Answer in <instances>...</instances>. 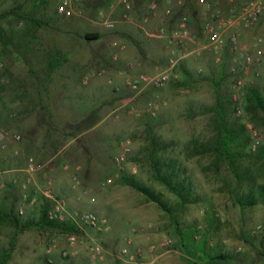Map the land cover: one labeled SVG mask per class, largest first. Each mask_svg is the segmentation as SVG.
Masks as SVG:
<instances>
[{
  "label": "rangeland",
  "instance_id": "374dc122",
  "mask_svg": "<svg viewBox=\"0 0 264 264\" xmlns=\"http://www.w3.org/2000/svg\"><path fill=\"white\" fill-rule=\"evenodd\" d=\"M61 1L0 5V256L16 232L11 216L21 227L38 223L44 205L51 210L64 200L69 213H94L107 220L106 227L78 224L71 234L29 228L19 234L8 264H127L121 255L126 238L136 264H264V202L257 192L264 186V161L256 158L264 148V110H247L250 89L264 97V46L254 48L264 15L242 32L238 51L227 32L222 49L189 56L164 88L137 95L126 78L154 75L169 60L165 41L153 35L162 22L150 26V15L142 24L148 0H130L129 13L120 0H76L72 17L58 14ZM185 1L187 9L173 11L176 17H189L200 0ZM209 3L226 15L241 6ZM101 14L115 28L104 26ZM204 25L190 27L189 50L207 44ZM95 33L99 39L85 38ZM118 40L123 50L114 48ZM244 54L253 57L251 64ZM238 80L245 84L241 89ZM157 99L162 107L153 116L147 107ZM221 123L229 130L245 127L242 165L255 178L254 205L247 203L250 183L239 184L227 161L208 149ZM126 148L127 159L118 165L115 158ZM31 158L40 165L33 172ZM156 163L175 166L190 183V203L180 207L178 197L155 179ZM108 179L114 183L104 187ZM131 181L162 194L167 210ZM166 239L172 244L162 247ZM95 244L105 251L102 261L91 257Z\"/></svg>",
  "mask_w": 264,
  "mask_h": 264
},
{
  "label": "built area",
  "instance_id": "2783aa9c",
  "mask_svg": "<svg viewBox=\"0 0 264 264\" xmlns=\"http://www.w3.org/2000/svg\"><path fill=\"white\" fill-rule=\"evenodd\" d=\"M76 0H62L57 8L59 15L64 17H72L76 11L74 2ZM160 1L162 0H148L147 13L142 16V24H147L150 19V15L154 16L158 13L160 8ZM172 2L173 0H165ZM241 1V6L236 9H232L229 14H225L221 9H212V5L209 0H200L201 4L205 5L208 9L206 16L204 18L205 25L203 32L207 37V44L200 46L196 49L189 50L188 45L192 41V33L190 29V19L186 15L176 17L171 8L165 10L164 19L162 21V26L158 28L153 34L159 39H163L166 44V49L169 54V60L167 66L154 75L140 74L135 77L126 78V85L134 91L137 95H140L144 91L150 88H164L168 85L174 78L177 77L176 71L179 63L188 58L191 55H200L203 50H220L225 46L224 35L227 32L231 33L230 41L233 46L234 51H238L240 48L239 39L243 31H248L253 29L259 23L261 17L264 15V0H229L230 3H236ZM2 0H0L1 5ZM120 4L124 10L129 13L133 9V5L130 0H120ZM103 25L109 29L115 28V21L111 20L109 17H104L101 14ZM127 18V15H125ZM168 19L170 24L167 26L164 24L165 20ZM114 48L123 50L125 45L121 40L113 43ZM264 46V31L261 35L256 37L254 48ZM246 62L251 64L253 62V57L248 54H244ZM245 86L242 80L236 81V87L241 89ZM162 107V102L160 100L151 101L148 104L147 110L153 116H155ZM237 114H242L243 107L241 104L237 105ZM5 137V133L0 131V139ZM258 135L255 132L253 134V140H257ZM12 140L19 142L21 141L20 135H13ZM6 148L5 144L1 145V149ZM129 150L124 149L116 158L115 161L118 165L124 163L127 159ZM40 168L34 159L29 160L28 170L33 172ZM114 183L113 179H108L104 183V187L111 186ZM23 214V211H20ZM49 219L56 220L60 222L73 221L77 225L85 224L93 228H104L107 225V220L99 217L94 213H69L67 210V205L64 200H56L53 209L49 211ZM261 226L258 227V230ZM135 230H133L134 232ZM71 242L76 241L75 236H71ZM131 239H125V246L121 249V255L127 258V264H136V257L129 253L131 246ZM172 241L166 239L161 246L169 247ZM155 249V246L152 247ZM91 257L94 261H102L105 257V251L102 246L95 244L91 248Z\"/></svg>",
  "mask_w": 264,
  "mask_h": 264
},
{
  "label": "trees",
  "instance_id": "16d2710c",
  "mask_svg": "<svg viewBox=\"0 0 264 264\" xmlns=\"http://www.w3.org/2000/svg\"><path fill=\"white\" fill-rule=\"evenodd\" d=\"M85 38L87 40H97L100 38V35L95 34H86ZM264 110V97L259 93L255 88H252L248 92V111L257 112L258 110ZM221 116L224 117V113H221ZM245 132V127H241L239 131L229 130L227 124L221 123V134H218L214 140L213 145L208 147L209 150L217 152L218 157H223L237 179L238 183H250V194L247 196V203L250 205L256 204V199H253L251 193L256 190L255 178L251 175L250 167H245L242 165V160L245 158L246 154L244 150L247 147V141L244 139L243 135ZM258 161H264V148L260 149L256 156ZM154 166L155 170V179L161 182L168 190L178 197V204L180 207H184L186 204L190 203L192 195V187L186 179H181L180 174L176 171L175 166L167 165L161 163L160 166ZM264 165V163H263ZM132 186L137 190L142 192L146 199L151 202H155L160 206V208L167 210V205L163 199L162 194L156 193L152 188L143 186L138 182L131 181ZM258 196L262 202H264V186H259L257 190ZM50 206L46 204L43 206L42 214L40 221L35 223L33 221L27 222L23 227L20 226L19 220L16 216H11V221L16 227L15 235L11 241V248L5 251L0 256V264H8V261L11 257L13 246L19 236V234L29 228H45L51 227L54 229H59L65 233H75L78 231V225L73 221H56L49 219ZM186 241V240H185ZM204 243L202 245H205ZM184 246L187 247L186 243ZM210 259V258H208ZM197 264V263H195Z\"/></svg>",
  "mask_w": 264,
  "mask_h": 264
},
{
  "label": "crops",
  "instance_id": "0c3cea01",
  "mask_svg": "<svg viewBox=\"0 0 264 264\" xmlns=\"http://www.w3.org/2000/svg\"><path fill=\"white\" fill-rule=\"evenodd\" d=\"M183 2V3H182ZM195 10H191L189 13V19H190V27L192 30H194L195 25L198 23H202L204 21V18L206 16V13L208 11L207 7L203 4H201L200 1H195ZM183 4V5H182ZM171 8L173 11H180L187 9L186 1L184 0H173L172 2H168L165 0L160 1V8L156 15H154L153 22H151L150 26H154L155 24L162 22L164 19V13L165 10Z\"/></svg>",
  "mask_w": 264,
  "mask_h": 264
}]
</instances>
